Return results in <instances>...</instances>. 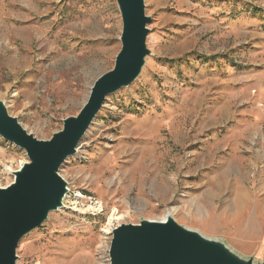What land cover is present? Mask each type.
Here are the masks:
<instances>
[{
	"label": "rangeland",
	"instance_id": "obj_1",
	"mask_svg": "<svg viewBox=\"0 0 264 264\" xmlns=\"http://www.w3.org/2000/svg\"><path fill=\"white\" fill-rule=\"evenodd\" d=\"M145 3L142 73L107 98L61 167L63 207L21 241L17 264H111L115 228L167 216L264 260L204 232L195 215L221 211L228 192L214 200L213 189L237 188L240 175L264 196V0ZM121 34L116 0H0V100L29 133L51 139L114 68ZM26 162L0 137V187Z\"/></svg>",
	"mask_w": 264,
	"mask_h": 264
},
{
	"label": "water",
	"instance_id": "obj_2",
	"mask_svg": "<svg viewBox=\"0 0 264 264\" xmlns=\"http://www.w3.org/2000/svg\"><path fill=\"white\" fill-rule=\"evenodd\" d=\"M122 19L121 50L114 68L94 83L77 116L63 121L62 130L39 140L12 116L0 100V137L23 149L28 162L14 172V181L0 187V264H17L21 241L43 226L51 212L63 207L68 183L60 175L63 164L77 154L80 142L107 98L129 87L141 75L150 56L147 38L151 17L145 0H116ZM111 264H264L241 257L222 240H212L179 225L143 220L123 224L112 232Z\"/></svg>",
	"mask_w": 264,
	"mask_h": 264
},
{
	"label": "crops",
	"instance_id": "obj_3",
	"mask_svg": "<svg viewBox=\"0 0 264 264\" xmlns=\"http://www.w3.org/2000/svg\"><path fill=\"white\" fill-rule=\"evenodd\" d=\"M238 187H232L228 181L216 191L212 199L217 200L219 194L228 192V198L222 205L221 211H211L207 216L200 209H196V218H201V229L214 235L226 239L243 252H248V256L264 257V228L260 225V220H264V196H259L257 192L249 189L243 182L244 175L239 176ZM243 178V179H242ZM218 180L216 184L219 185ZM211 190V189H210ZM204 202H208L205 199ZM218 193V194H217ZM210 234V233H209Z\"/></svg>",
	"mask_w": 264,
	"mask_h": 264
},
{
	"label": "bare ground",
	"instance_id": "obj_4",
	"mask_svg": "<svg viewBox=\"0 0 264 264\" xmlns=\"http://www.w3.org/2000/svg\"><path fill=\"white\" fill-rule=\"evenodd\" d=\"M167 217H169V216H167Z\"/></svg>",
	"mask_w": 264,
	"mask_h": 264
}]
</instances>
